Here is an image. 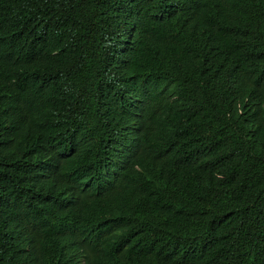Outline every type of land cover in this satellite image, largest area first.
I'll return each instance as SVG.
<instances>
[{
    "label": "trees",
    "instance_id": "obj_1",
    "mask_svg": "<svg viewBox=\"0 0 264 264\" xmlns=\"http://www.w3.org/2000/svg\"><path fill=\"white\" fill-rule=\"evenodd\" d=\"M0 264H264V0H0Z\"/></svg>",
    "mask_w": 264,
    "mask_h": 264
}]
</instances>
